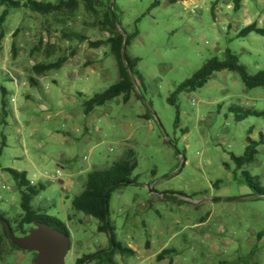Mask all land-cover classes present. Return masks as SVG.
<instances>
[{"label":"rangeland","instance_id":"obj_1","mask_svg":"<svg viewBox=\"0 0 264 264\" xmlns=\"http://www.w3.org/2000/svg\"><path fill=\"white\" fill-rule=\"evenodd\" d=\"M211 1L198 10L171 0H112L117 29L130 37L128 46L124 45L126 55L138 60L135 75L138 99L125 104L118 98L96 108L101 112L112 111L111 117L103 121L87 118L82 107L85 100L119 81L111 46H90L110 37L109 32L97 27L102 10L97 6L95 13L85 2L79 3L73 15L63 18L11 10L2 30L15 31L12 37L15 60L6 67L8 72L0 67V86L9 91L8 105L12 111L8 117L0 113V168L25 172L31 179L34 177L29 169L37 175L44 173V179L37 177L36 183L44 185L45 190L33 200V206L62 222L69 231L71 249L67 264H76L84 255L109 249V237L98 233V221L76 212L72 202L85 188L87 175H80L81 171L95 164V169L104 170L123 159L124 144H113L122 136L133 138L129 146L135 152L138 168L133 174L135 184L115 192L110 203V221L117 242L131 249L139 246L142 255L144 251L151 254V241L153 252L160 250L162 242L170 241L177 249L173 248L177 252L175 264H264V235L259 236L264 234V199L256 200L253 196V188L264 192V146L241 171L233 160V156L244 155L250 128L262 133L264 123L254 118L237 123L234 114L223 108L240 106L264 111V89L248 90L239 74L222 72L215 74L203 89L179 95L178 109L168 102L177 86L209 60L225 59L227 51L238 56L249 74L264 70V39L255 35L251 43L250 36L237 38L232 31L227 33L220 20V16L228 14L236 23L238 18L249 19L250 12L245 14L242 8L240 12L228 10L233 0H220L221 11H212ZM246 5L250 11V0ZM77 35L85 40L80 41ZM4 40L5 36L0 43ZM61 58L67 59V63L48 73L58 84H52L49 78L45 81L53 90L54 100L43 99L49 110L41 111L40 122H35L46 132L34 134L33 126L28 125V114L21 109L20 121L13 116L16 113L11 102L15 96L12 76L22 84L30 71L34 72L31 61L40 65ZM16 69L25 76H19ZM70 95L77 99L73 105L63 101L64 96ZM25 102L23 96L19 98V105ZM217 106L222 107L219 114ZM147 111L152 117L150 123L138 118ZM71 112L79 114L83 123L92 121L94 126H100L103 139L107 145L112 144L116 153L111 155L107 145L96 147L93 154L88 144L67 145L70 138L64 140L68 137L64 127L73 124L68 118ZM49 115L52 118L48 120ZM127 122L131 127L126 126ZM99 142L95 140L96 145ZM65 154L71 158L70 164L61 160ZM58 171L65 174L66 185L54 179ZM243 171L253 177L252 185ZM217 182L221 184L214 189ZM164 194H170L169 198L171 194L188 198L178 202L159 197ZM21 199L12 176L0 169V214L16 222L23 214ZM207 215L210 220L206 222L202 219ZM147 257L139 259L137 253L132 258L117 255L115 261L168 264ZM33 259L32 253L13 249L0 227V264H32Z\"/></svg>","mask_w":264,"mask_h":264},{"label":"trees","instance_id":"obj_2","mask_svg":"<svg viewBox=\"0 0 264 264\" xmlns=\"http://www.w3.org/2000/svg\"><path fill=\"white\" fill-rule=\"evenodd\" d=\"M172 2H178L179 0H171ZM85 2L87 6L93 9V12L98 11L95 9L100 8L102 10V17H99L97 21L98 26L101 29L110 33V37L106 41L92 43L90 46L94 48H100L104 45H110L113 55L115 57L118 72L119 81L110 87L108 90L101 94H97L94 97L84 102V109L86 115L92 113L96 108H101L107 103L122 98L123 102L127 104L136 89L135 75H137L138 60L130 59L126 55V49L124 45L128 46L129 38L127 34L119 33L117 29L116 21L113 18L111 11L112 0H60L58 2H39L36 0H0V8H5L0 16V28L5 24L7 18L10 16L11 10H27L33 14L42 17H55L63 18L69 17L77 10L79 3ZM158 5L155 3L154 7ZM250 34H256L264 38V29H259L257 26H249L239 33L238 38H245ZM127 41L125 43V37ZM134 34L132 37H135ZM80 41L85 39L81 35L76 36ZM4 39L3 34H0V42ZM67 59L61 58L55 63L40 64L33 67V71L37 75H44L48 72L60 69L66 64ZM222 72H230L239 74L241 80L248 90L264 89V70L258 72L255 75L248 73L246 67H244L236 54L231 51H227L225 59L221 60L213 58L209 60L198 72H196L190 79L176 87L174 93L168 102L178 109L176 106V98L181 94H191L200 89H203L215 74ZM4 110L6 109V102L3 103ZM229 112L234 114V119L237 123H242L250 118L262 120L264 123V111L256 109L242 108L240 106H231ZM178 114V110H177ZM145 119L149 118L147 116ZM179 119H177L178 124ZM252 130L248 131L247 142L248 146L245 149L244 155L240 158L233 156V160L238 170L244 169L250 165L259 153L260 147L264 146V134L260 133L258 140H254L252 137ZM138 168V161L135 152L132 149L126 151L123 159L115 162L107 169L94 170L91 172L85 181L84 191L73 199V209L84 214L86 217L93 218L98 221V233L105 234L109 237V249L98 251L95 254L84 255L76 260V264H117L115 257L127 256L135 257L136 252L131 248L124 246L115 239V229L110 221V203L113 194L119 189L129 187L135 184L133 178L134 172ZM16 183L17 189L20 191L21 210L22 216L16 221L11 222L3 214H0V227L2 229L4 237L10 242L5 224H8L17 237L27 236L30 229L33 228L36 223H43L48 227H51L59 232L64 233L70 237V233L62 222L51 218L42 209H37L33 206V200L37 198L44 190L45 186L40 184L39 186L32 184L25 172H18L15 170H7ZM243 176L246 178L249 184L253 180V177L249 172L243 171ZM221 183L214 184V189L218 188ZM252 185V184H251ZM255 191V199H264V192L259 188H253ZM170 194H164L168 197ZM183 196L179 194H171V196ZM169 198V197H168ZM173 201L179 199L170 197ZM188 198V197H187ZM183 202V201H182ZM180 202V203H182ZM264 234H259L262 237ZM11 247L18 250L11 242ZM175 253L174 250H164L157 256V261L162 262L166 260L170 255ZM34 258L36 253H32Z\"/></svg>","mask_w":264,"mask_h":264},{"label":"crops","instance_id":"obj_3","mask_svg":"<svg viewBox=\"0 0 264 264\" xmlns=\"http://www.w3.org/2000/svg\"><path fill=\"white\" fill-rule=\"evenodd\" d=\"M219 1L220 0H212L210 2V3L213 4L212 11H214V10H216V12H219V10L221 11V9H219V6H218ZM247 1H249V0H233V3L229 4L227 6V9L228 10H232L233 12H237V11L240 12V10L242 8L244 10L245 14H249V12H250V18L249 19H244V18H240L239 19L238 18L236 23H233V21H234L233 19L234 18L231 17L230 15L226 14L225 16H220V20L223 21V24L225 26V30H227V33L229 34L230 31H232L234 36L237 37V38H238L239 33L242 32L245 28H247L249 26L250 27L251 26H257V28H259V29H264V0H250V11L246 9L247 8V5H246ZM178 2H183L188 7H193L195 9L201 10V7L202 6H206L209 3V0H179ZM4 10H5V8H3V7L0 8V12L1 13H3ZM8 18H7V20H8ZM243 22H245V24H241ZM5 24L0 28V30H1L0 34L2 33L3 36H5L4 42L0 43V62L1 61L3 62V65L0 66V67L2 69L6 70L7 69L6 67L9 65V63L11 64L15 60L14 39L12 38L15 35V31L14 30L3 31L2 28H4ZM255 35L256 34H250L249 35L251 43L254 42L255 39H253L252 36H255ZM256 36H258V35H256ZM261 38H263V37H261ZM262 43L264 44V42H262ZM252 54H253V52L250 50V56H252ZM89 55H91V54H89ZM93 56H94V54H93ZM90 67H94V65L90 66ZM32 69L33 68H31V70ZM16 73L19 76H21V77L25 76V74L19 69H16ZM30 73H32V74L30 75ZM30 73L28 74L27 79H24V81H23V83H27L28 84V87L27 88H22L20 94L18 95V97L22 95L23 98H25L26 102L24 104L21 103L19 105V98H22V96L19 97V98L17 97V99L15 98V96H14V98L12 97L13 101L11 100V102L14 105V113H16V115L13 114V116H14L16 121H20L21 115H22L20 110L22 109L24 111V113L28 114L29 121H30V123H28V125L29 126L30 125L33 126L32 132L34 134L42 135V134H44L46 132L45 129L42 128V130H41V127L39 126V124H36L35 122L37 120H38V122H40L41 119H40V117L38 118V115H40L41 111L46 113V111L49 110L48 106H46L43 103V101L46 100V99L47 100H54V98L52 96L53 90L50 88V85L47 82H45V81H46V79L49 78V79H51V83L55 85V84H58V80L55 77L48 76V73H50V72H48V73H46L44 75H37V74H35L34 72H31V71H30ZM0 89H1L0 113L2 114L3 117H8L9 111H12L9 108V105H8V103H10V101H9V99H10L9 91L6 90L2 86H0ZM80 95L83 96L84 94H80ZM134 98L138 99V95H137V90L136 89H135V92L132 95L131 100L127 104L132 102V100ZM4 101L6 102V109L5 110H4V106H3ZM63 101L67 105H73V104L76 103L77 99H75L74 97H71V95H70V96H64ZM82 107H83L84 115L87 118H90V119H94L95 118V119H97L99 121H101V120L103 121V119H105L107 117L108 118L111 117V112H112L111 110L108 111V112H105V111L101 112V111H99V110L97 111L95 109L92 113H90L89 115H86L84 106H82ZM221 108H222L221 106H217V109L219 110L217 114L220 113V109ZM223 108L229 110L228 107L224 106ZM61 114L62 113H57V115H61ZM145 116H147L149 118L145 119L144 118ZM224 116L226 117L225 114H224ZM51 118H52V116H50V115L47 116L48 120L51 119ZM68 118L71 119V121H73V124H72L71 127H68V126L64 127L66 129L64 131V133H65V135L68 136V137H65L64 140L66 141L67 138H70L69 141H66L67 145H69L71 147H75V146H77L79 144H82V143L88 144L90 146V148H91L90 154L94 153V150L96 149V147L107 145L108 142L103 139L104 132L100 130V126H94L92 121H90V123H83V121H82L81 117L79 116V114H76L74 112H71V114H70V116ZM138 118L141 121H144L146 123H150L152 117L150 116L149 112L147 111V112H143L142 114L138 115ZM44 120L45 119H43L42 121L44 122ZM104 126L107 127L108 125L104 124ZM126 126L127 127H131V125L128 124V122L126 123ZM110 127L115 129L114 125L113 126L110 125ZM149 128L152 129L151 126ZM250 129L252 130L251 137L254 140H258L260 133L257 134V132L255 130V127H251ZM262 131H263L262 134H264V130H262ZM130 134L132 135V131L130 132ZM3 139H4V137H3ZM96 139H99V141H100L97 145L95 144V140ZM3 141H4L3 145H5V140H3ZM131 141H133L132 137L122 136L119 140H117V142H113V144L114 143H120V144L122 143V144H124L125 148L123 150V154H125L126 153L125 152L126 149H128V150L131 149L130 146H129ZM107 146H108L109 153L111 155L116 153V151H114V149H112L113 148L112 144L107 145ZM60 158H61L62 161L66 162V163H69V164L71 163V158L69 156H67L66 154L63 157H60ZM95 165H97V164H95ZM69 168H72V166L69 165ZM95 168H96V166L94 168L93 167H91V168L88 167L85 171H81L80 175L86 174L88 176L91 172H93L94 170H97ZM0 169H1L2 172L3 171L5 172V171L8 170L7 168H0ZM29 172H30L31 175H33L34 179H31L28 175H27V178L34 185H37V183H36V181H38L37 177L39 179H44V177H45L43 172H40L38 175L36 174L35 171H33L31 169H29ZM58 172H61V171H58ZM62 174H63V177L61 179H58L59 183L61 185H66V182L64 181L66 176H65V174L63 172H62ZM87 176H86V178H87ZM55 178H56V176L54 177V179ZM2 180H3V178L1 179V181ZM151 193L152 194L154 193L153 190H151ZM179 195H181V194H179ZM211 195L214 196V194H211ZM159 197L164 198V199H168V200H172L171 198L164 197L163 195H160ZM171 197H175L177 199H181V200H184V201L186 200L187 201V198H185L184 196L175 195V196H171ZM211 201L215 202L214 200H211ZM208 217L209 216L207 215V216H205V219H202V220L206 221L208 219ZM209 220L210 219H208L207 221H209ZM153 244H154V241H151V246L152 247H153ZM152 247L150 249L151 254H148V253H146V251L143 250L144 253L142 255H139V254H141L140 249H142L139 246H138V249L134 248L132 250L135 251L138 254L139 259L140 258L146 259L147 256L150 257V258H152V257H156L157 258V256L159 254H161L162 251H164L166 249L167 250L168 249L169 250L170 249L174 250L173 248H175L174 246H171L170 241L169 242L168 241L162 242L160 244V250L158 252H153L152 251ZM176 250H174V251L176 252ZM175 254H177V252L173 253L166 260H164L162 262H165V263H168V264L174 262V264H175L176 259H177V257L175 258Z\"/></svg>","mask_w":264,"mask_h":264},{"label":"water","instance_id":"obj_4","mask_svg":"<svg viewBox=\"0 0 264 264\" xmlns=\"http://www.w3.org/2000/svg\"><path fill=\"white\" fill-rule=\"evenodd\" d=\"M113 8V2L111 3ZM115 20V16L113 15ZM125 49V47H124ZM221 200H215V202ZM10 242L20 251L36 253L32 264H67L71 238L43 223L34 224L27 236L17 237L5 224Z\"/></svg>","mask_w":264,"mask_h":264},{"label":"built area","instance_id":"obj_5","mask_svg":"<svg viewBox=\"0 0 264 264\" xmlns=\"http://www.w3.org/2000/svg\"><path fill=\"white\" fill-rule=\"evenodd\" d=\"M30 65H31V67H35V63H34V61H31L30 62ZM73 68V66L71 65L70 66V69H72ZM7 70V69H6ZM7 72H8V70H7ZM12 80H13V84H14V87H15V98H17L18 97V95L20 94V92H21V89L22 88H27L28 87V84L27 83H22V84H20V82H19V80L18 79H16L15 77H13L12 76ZM214 156V155H213ZM88 159L87 158H85V161H87ZM96 165H93L92 167L94 168ZM63 177V174H62V172H58V174H57V176H56V178L55 179H61Z\"/></svg>","mask_w":264,"mask_h":264}]
</instances>
